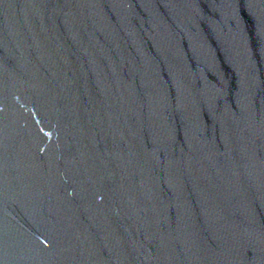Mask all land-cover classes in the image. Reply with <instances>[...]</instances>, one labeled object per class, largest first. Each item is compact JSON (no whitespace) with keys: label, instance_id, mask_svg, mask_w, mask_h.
<instances>
[{"label":"water","instance_id":"obj_1","mask_svg":"<svg viewBox=\"0 0 264 264\" xmlns=\"http://www.w3.org/2000/svg\"><path fill=\"white\" fill-rule=\"evenodd\" d=\"M0 264H264V0H0Z\"/></svg>","mask_w":264,"mask_h":264}]
</instances>
